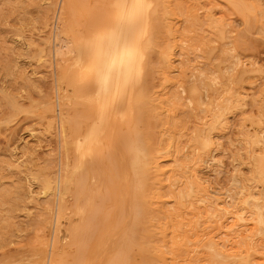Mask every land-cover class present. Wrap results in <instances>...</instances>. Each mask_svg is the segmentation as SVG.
Returning <instances> with one entry per match:
<instances>
[{
	"label": "rangeland",
	"instance_id": "rangeland-1",
	"mask_svg": "<svg viewBox=\"0 0 264 264\" xmlns=\"http://www.w3.org/2000/svg\"><path fill=\"white\" fill-rule=\"evenodd\" d=\"M96 1L76 0L72 5L67 0H0V264H45L49 250L50 264H76L84 246L93 254L101 251L94 259L106 264L130 229L137 243L122 253L123 264H131L126 260L130 255L132 264H161L159 258L163 264H264V0L166 1L149 50L154 58L140 82L150 101L137 119L141 144L166 173L162 187L150 178V204L138 211L123 194L119 171L109 169V160L125 156L122 142L132 131L124 113L126 98L114 97L110 77L105 86L75 83L73 67L82 74L94 61L87 53L71 55L62 48L74 41V30L91 45L89 26L101 2ZM70 20L75 22L73 30ZM57 50L61 55L56 57ZM76 84H81L79 93ZM99 110L111 118V128L102 130L100 145L89 155L106 161L96 173L80 174L71 162L62 171L70 180L63 197L70 215L60 220L51 246L60 175L58 114L68 133L79 130L84 138L88 118ZM182 167L194 169L204 188L205 202L197 209L178 196L181 181L175 182L174 176ZM79 185L81 204L91 207L90 222L86 229L73 224L65 230L75 204L71 195ZM45 186L49 196L41 194ZM207 205H215L230 235L215 238L230 255L221 263L199 248L188 253L182 246L192 221L205 230L201 214Z\"/></svg>",
	"mask_w": 264,
	"mask_h": 264
},
{
	"label": "bare ground",
	"instance_id": "bare-ground-1",
	"mask_svg": "<svg viewBox=\"0 0 264 264\" xmlns=\"http://www.w3.org/2000/svg\"><path fill=\"white\" fill-rule=\"evenodd\" d=\"M100 1H101L100 2V8L96 14L95 19L93 20V24L91 26H89V29L91 32V45L86 46L85 40H83V38L79 37L77 35V31L74 30V35L72 37L74 41L72 40L73 42L71 44L70 43L65 44L64 46H62V48H64L67 51V53H70L71 55H80L83 53H87L94 61V67L86 70V72H84L85 74L84 73L81 74L79 72V70L77 69V66L73 67V75L72 74L71 75L73 76L75 83L80 81L82 83L83 82L84 83L85 82L94 83V85H96V86H105L104 84H105L106 78L110 77L111 78V84L114 87V93L117 94L114 97H119L120 95H123L126 98L125 103L123 104L124 113L130 120V123L132 125V131H131L130 135L125 140H123V142H122L123 147H124L125 156H123V155H122L123 157L120 156V158H118L116 160L117 162H115L114 160L110 161L109 160L110 158L108 160H109V166H110L109 169L112 171L114 168H116L119 171V178L122 179L123 182L125 183V190H124L123 194L126 197L130 198L131 203H132V207H134L135 210L138 211V210H141L142 208L149 206V204H150V200H149V197L147 194L148 183L150 182V178L152 176H154L157 179L159 186L162 187V185L160 184L163 182L161 177H163L166 173L164 171L165 169L163 170L161 168L163 165L160 166L158 161L154 157H151V155L148 152V150L146 149V147H144V145L141 144L140 132H139L140 129H139V125L137 123V119L139 117V114L148 106L149 101H150L148 94L145 91L146 88L143 86V84H140L141 76H143L147 73V67L152 62V58H154V57L149 56V54H150L149 50H151V48L153 47V45L155 43L157 31H158V25H159V21H160V13L166 7V1L167 0H100ZM232 1H234V0H232ZM75 2H76V0H67L68 4L73 5ZM255 3L256 2H254L253 4H255ZM179 4H180V1H179ZM201 4L203 5V3H201ZM263 5H264V3H263ZM184 7H185V5H184ZM190 10L188 9L187 11L190 12ZM56 12L57 13H56L55 20L57 22V20L60 19V16L62 13V4L59 5V8L57 9ZM187 13H186V15H187ZM247 13H249V12L247 11ZM262 18H264V15ZM71 26H72V30H73V28L75 26L74 21H71ZM55 28H56V25H55ZM55 28H54V30H55ZM187 28H189V27H187ZM57 30L58 29L56 28V31ZM186 31H189V30L186 29ZM209 34H210V32H209ZM220 35L221 34H219V36ZM198 36H199V34H198ZM227 36H229V35H227ZM199 37H197V38L199 39ZM201 37H200V39L202 40ZM197 38H195V39H197ZM226 39H227V37H226ZM198 41H200V40H198ZM211 41H213V40H211ZM61 43H62V41H61ZM223 44H224V42H223ZM223 44L221 43V45H223ZM205 45H206V43H205ZM188 47H190V45H188ZM224 47L225 46L223 45V48ZM196 48H198V46ZM227 50H228V48H227ZM223 53H225V51ZM55 55H56V57L60 56L61 52L59 50H57V51H55ZM189 55H191V53ZM216 56L218 58L217 54H216ZM220 56H221V53H220ZM231 56L232 55H230V57ZM217 69H218V67H217ZM55 74L57 77V73H55ZM69 76H70V74L64 75L63 78L67 79ZM61 78H62V76L60 77V79ZM195 79H196V77H195ZM55 81H57V80H55ZM56 85H58V83H56ZM57 88H58V86H57ZM75 88H76V90H78V93H79V89H81V84H76ZM193 92H194V90H193ZM182 95H183V93H182ZM204 95H205V92H204ZM182 97H181V100H182ZM184 100H186V99H184ZM175 101H176V99H175ZM207 102H209V101H207ZM182 103H185V102H182ZM206 105H208V104H206ZM56 107L58 109L57 113H59L60 104H59L58 100H57ZM180 107H183V104H181ZM187 111H188V109H187ZM189 113L191 114L194 112H192V111L190 112V109H189ZM58 115L59 116H58V120H57V124H58V134L57 135H58V143H59L58 148L60 149V154L58 153L60 155V157H58L60 159V162H58V164L60 163V175L58 174L59 180L56 179L58 182L55 184L57 186V188H56L57 194L55 195L56 196V200H55V202H56V204H55L56 205V207H55L56 208V215H55V218H53V220H54V231H53V234L51 233L52 234L51 243H50L51 246L53 245V241H54V238L56 235V231L59 229V227H57V225L60 224V222H61L60 220L62 219V217L64 215H67V214L70 215V212H68L69 210L66 207L65 201L63 198V197H65V194L68 190L66 184L68 182H70V180L67 179V175H64V177H63L61 173H62V171H64V173H65L70 162H71V164H73L74 171L79 172L80 174H82V172L83 173H85V172L86 173L87 172H91V173L95 172L96 173L97 172L99 166L101 164H104L106 159L101 157V156L93 157L92 155H89V154L92 152V150L95 146L100 145L99 140H100L102 130L103 129L109 130V128H111V121H112L111 118H109V116L105 115L104 111H100V110L96 111L87 120V126H86L87 131L85 132V133H87V137L82 138V136H83L82 131L74 130V131L68 133L66 131V125L62 123V117L60 116V114H58ZM200 118H203V117H200ZM177 120L180 121V119H177ZM123 121H124V119H123ZM183 121L185 123V120H183ZM184 123H182L181 126ZM260 123H261V120H260ZM154 126H153V128H154ZM198 134H200V132ZM251 135H252V133H251ZM252 137L254 138L253 135H252ZM252 137L250 136L251 139H252ZM188 138H189V136H188ZM258 138H260V137H257V139ZM186 146H187V144H186ZM247 147H249V144ZM260 152H262V151H260ZM260 152H259V154H261ZM183 154H185V153H183ZM247 154H248V152H247ZM174 156H172V157H174ZM171 160H173V158ZM62 162H64L63 168H62ZM14 163H16V161ZM187 163H189V162L187 161ZM162 164H164V163H162ZM166 164H168V163H166ZM11 166H12V164H11ZM205 167H206V165H205ZM58 171H59V169H58ZM197 171H198V169H197ZM110 176L111 175H109L108 179L112 178ZM199 176H201L200 173H199ZM250 176H252V175L250 174ZM174 177H175V179H174L175 182L181 181V187L179 189V194H178V196L181 200L188 201L189 206L194 207V209H197L199 204H203L205 202V197H206L205 191H204V188L202 187V185L199 181V178H197V176L194 172V169H190L188 167H182L181 171L178 174H175ZM200 179H202V178L200 177ZM235 179H237V178H235ZM104 180H107V179L104 178ZM254 180H256V179L254 178ZM52 183H55V182H52ZM106 185H108V183H106ZM112 187L113 186H111L110 188H112ZM247 187H249V186H247ZM251 187L252 186H250L249 188H251ZM238 189H239V191H241L239 187H238ZM252 189H254V188H252ZM20 190H22V189H20ZM41 190H42L41 194H44V195L48 194V196L50 195L49 186H45ZM236 190H237V188H236ZM242 190H244V189H242ZM253 191L254 190H251L250 193L252 194ZM20 192H22V191H20ZM257 193H256V196H257ZM72 194L73 195H71V196L73 197L75 204L72 207L73 208V212L71 214L72 216H69L68 221H67V226H66L67 229L63 225V228L65 230H68L70 227H73V224L78 225V227H80V229H82V228L86 227L85 223L90 222V216L88 215V213L90 212L89 209L91 207L89 205L84 206L83 204H81V186L80 185L77 186V188H75L73 190ZM169 194H170V192H169ZM169 194H166L165 197H167V195H169ZM26 196H25V198H26ZM163 196H164V194H163ZM234 196H235V193H234ZM242 196H245L244 192H243ZM20 197H22L21 194H20ZM54 197H52V198H54ZM45 198H46V196H45ZM28 199H30V198H28ZM240 201H241V199H240ZM236 202H234V203H236ZM182 206H184V205H182L180 203L179 207H182ZM237 206H239V205L237 204ZM233 207H234V205H233ZM238 208H240V207H238ZM217 211L218 210L216 209L215 205L205 206L203 208V212L201 214V218L203 219V228L205 230L203 231L200 229L201 224L195 223L192 221L189 231L183 235L184 243L182 244V246L186 248V251L188 253H190L191 251L193 252V248L194 249L199 248L202 251V254L205 255L206 257H208L210 260H212L213 262H216V263H221V262L225 261L226 259H228L230 257V255L228 254L227 251L222 250L218 247V243H216L215 238L219 237L220 235H224L226 238H229L230 235L225 230V227L223 226V224H221V217L217 215ZM239 211H240V209H239ZM134 215H135V212H134ZM159 215L161 216V214H159ZM133 219H134V217H133ZM60 226H62V225H60ZM250 233H252V232H250ZM136 235L137 234H136L134 229H130V230L126 231L125 235L122 237V239L117 244L116 253L114 254V256L112 258H110L106 262V264H123L124 260L122 259V256H123L122 253L124 251H129L130 248H132L137 243V241L135 240ZM178 236L180 237V235H178ZM174 243H176V242H174ZM101 247H103V244ZM189 248H192V249H189ZM257 248H258V246H257ZM261 249H263V248H261ZM261 249H259V251ZM49 253H50V255L47 253L48 259L46 260L45 264H50V260H51L50 256H51L52 251L49 250ZM98 253L93 254V253H91L90 247L84 246V248H82L81 250H78V261L76 262V264H87V263L90 264L91 261L97 257V255H100L101 251L100 252L98 251ZM130 259H131V261H130ZM100 260H101V258H100ZM126 260L130 261V263L132 264L131 255H130V258L128 256ZM93 261H95V259ZM158 261L161 264L164 263L162 258H159ZM91 264H101V262L100 261L98 263L92 262Z\"/></svg>",
	"mask_w": 264,
	"mask_h": 264
}]
</instances>
